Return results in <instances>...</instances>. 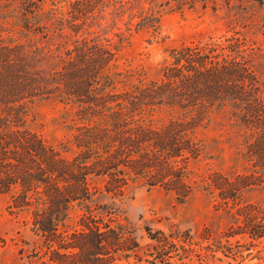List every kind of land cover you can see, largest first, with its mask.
Returning a JSON list of instances; mask_svg holds the SVG:
<instances>
[{"label":"trees","instance_id":"1","mask_svg":"<svg viewBox=\"0 0 264 264\" xmlns=\"http://www.w3.org/2000/svg\"><path fill=\"white\" fill-rule=\"evenodd\" d=\"M197 4L205 9L207 0H53L51 6L0 0V194L17 188L12 206H32L33 226L46 241L66 233L65 242L84 259L77 264H97L105 255L110 260L112 247L134 252L138 246L120 222L113 225L85 207L99 188L94 181L115 194L142 182L184 196L189 161L205 156L197 132L213 117L237 137L238 155L250 167L232 180L219 173L220 180H210L236 222L225 243L205 226L199 234L206 245L187 231L166 234L147 226L154 243L150 262L185 264L193 253L227 254L235 234L253 244L264 238V206L239 205L234 194L264 184L261 49L233 32L170 50L152 79L117 68L131 31L157 33L164 13L196 11ZM46 100L74 110L72 155L63 154L67 143L57 149L26 127L33 106ZM74 203L86 211L68 229ZM56 255L63 253L52 249L50 264H60Z\"/></svg>","mask_w":264,"mask_h":264},{"label":"rangeland","instance_id":"2","mask_svg":"<svg viewBox=\"0 0 264 264\" xmlns=\"http://www.w3.org/2000/svg\"><path fill=\"white\" fill-rule=\"evenodd\" d=\"M52 1L46 0L47 6H51ZM196 7V11L164 13L157 33L146 28L131 31L118 53L117 68L142 73L146 79H152L157 76L170 50L192 41L218 40L233 32L245 36L264 55V0H207L205 9H201L200 4ZM75 118L72 107L46 100L33 106L26 127L57 149L67 143L70 148L63 154L72 155L75 148L70 146L69 125ZM197 136L206 147L205 156L189 161V192L184 196L142 182H130L122 193L115 194L106 192L100 180L94 181L99 188L85 207L104 220L111 219L113 225L120 222L133 237L130 243L138 242L134 252H122L114 247L107 249L112 259L105 260L106 255L101 256L103 259L97 264H165L150 262L148 253L154 243L146 234L147 226L166 234L187 231L195 240H201L199 233L207 226L214 238H221L225 243L224 234L234 226L236 217L231 215V205L220 203L221 190L219 186L213 187L210 180L216 179V173L232 180L235 174L248 173L250 167L238 155L237 137L228 131L219 117H213L200 128ZM15 192L17 188L11 193L0 194V264H50L52 249L58 254L63 253V256L56 255L60 264L84 261L82 255L74 254L73 248L65 242L69 241L64 236L66 233L60 240L46 241L33 226L32 206H12ZM234 194L239 205L264 206V184L239 188ZM104 210L110 213L106 214ZM85 211L79 204L70 206L66 221L68 229L77 225ZM228 239L231 251L227 254L217 252L214 257L199 258L193 253L185 258V264H264V238L255 244L240 234ZM201 241L202 245L207 244Z\"/></svg>","mask_w":264,"mask_h":264}]
</instances>
